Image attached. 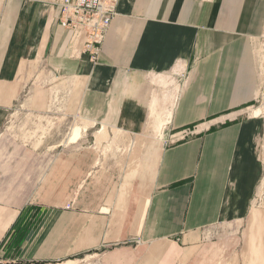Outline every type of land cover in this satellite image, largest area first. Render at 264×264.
I'll use <instances>...</instances> for the list:
<instances>
[{"label": "crops", "instance_id": "obj_1", "mask_svg": "<svg viewBox=\"0 0 264 264\" xmlns=\"http://www.w3.org/2000/svg\"><path fill=\"white\" fill-rule=\"evenodd\" d=\"M58 14L41 0L0 6V130L34 75L70 82V107L105 142L112 131L135 140L151 111H170L155 122L164 142L144 198L99 167L69 209L24 205L12 214L4 203L0 264H190L201 231L250 222L261 167L247 109L264 0H119L95 62ZM177 82L168 107L162 100ZM242 254L235 264H249Z\"/></svg>", "mask_w": 264, "mask_h": 264}, {"label": "rangeland", "instance_id": "obj_2", "mask_svg": "<svg viewBox=\"0 0 264 264\" xmlns=\"http://www.w3.org/2000/svg\"><path fill=\"white\" fill-rule=\"evenodd\" d=\"M36 1L0 0V6ZM41 1L57 8L58 0ZM255 51L258 89L247 115L258 123L253 128L252 153L261 175L252 196L251 220L201 231L200 252L189 256L190 264H226L229 259L235 264L244 257L243 250L249 264H257L258 258L264 262V36ZM171 86L162 100L168 107L175 104L181 82ZM71 96L67 80L37 81L33 75L25 80L23 92L9 110L0 130V207L11 202L12 214L24 205H32L29 212L36 206L65 208L86 173L99 167L113 169L117 186L135 188L138 197L149 192L164 142L157 139L162 127L155 122H165L170 111H151L149 126L135 140L112 131L105 142L96 138L100 127L90 129L76 117L70 107ZM75 129L77 138L68 143Z\"/></svg>", "mask_w": 264, "mask_h": 264}, {"label": "built area", "instance_id": "obj_3", "mask_svg": "<svg viewBox=\"0 0 264 264\" xmlns=\"http://www.w3.org/2000/svg\"><path fill=\"white\" fill-rule=\"evenodd\" d=\"M119 0H58L59 25L70 31L92 62L97 60ZM264 34V32H263ZM264 35H262L263 38ZM66 209L70 205H66Z\"/></svg>", "mask_w": 264, "mask_h": 264}, {"label": "bare ground", "instance_id": "obj_4", "mask_svg": "<svg viewBox=\"0 0 264 264\" xmlns=\"http://www.w3.org/2000/svg\"><path fill=\"white\" fill-rule=\"evenodd\" d=\"M73 131H75V132H74V136L72 135V136H73L72 139L75 140V139L77 138L78 130L75 129V130H73ZM71 132H72V131H71ZM74 140H73V141H74Z\"/></svg>", "mask_w": 264, "mask_h": 264}]
</instances>
